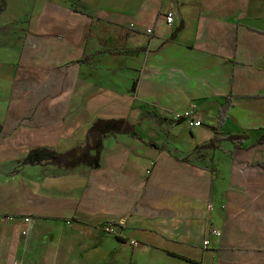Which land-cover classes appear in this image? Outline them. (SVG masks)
<instances>
[{
	"label": "crops",
	"instance_id": "1",
	"mask_svg": "<svg viewBox=\"0 0 264 264\" xmlns=\"http://www.w3.org/2000/svg\"><path fill=\"white\" fill-rule=\"evenodd\" d=\"M5 2L29 21L0 66V264H264V0ZM97 117L140 137H105L98 168L19 164Z\"/></svg>",
	"mask_w": 264,
	"mask_h": 264
},
{
	"label": "trees",
	"instance_id": "2",
	"mask_svg": "<svg viewBox=\"0 0 264 264\" xmlns=\"http://www.w3.org/2000/svg\"><path fill=\"white\" fill-rule=\"evenodd\" d=\"M6 6L5 0H0V11ZM76 11H78L76 9ZM233 104L229 98L220 107L219 117H225L228 109ZM136 126L126 118H100L97 117L92 122L87 130V137L84 143L77 144L70 149L64 151H57L49 146H33L30 148L26 156L18 160L21 165H41L50 164L55 167L53 175H60L63 173H71L76 168L90 167L98 168L101 165L102 158V142L103 139L109 135L118 133H132L136 137H140L136 131ZM226 138L233 141L235 144L242 146L243 142L248 138L245 133H236L226 135ZM264 141V132L258 136L256 142ZM264 167V162L259 163ZM195 264H203L201 262H194Z\"/></svg>",
	"mask_w": 264,
	"mask_h": 264
},
{
	"label": "rangeland",
	"instance_id": "3",
	"mask_svg": "<svg viewBox=\"0 0 264 264\" xmlns=\"http://www.w3.org/2000/svg\"><path fill=\"white\" fill-rule=\"evenodd\" d=\"M11 6H15L14 0H10ZM29 19L21 18L14 21L13 25H3L0 22V66L8 69L11 59L15 58L20 44L25 39L24 30L28 28ZM187 134L188 131H186Z\"/></svg>",
	"mask_w": 264,
	"mask_h": 264
},
{
	"label": "built area",
	"instance_id": "4",
	"mask_svg": "<svg viewBox=\"0 0 264 264\" xmlns=\"http://www.w3.org/2000/svg\"><path fill=\"white\" fill-rule=\"evenodd\" d=\"M173 16L174 13L172 11L167 12V14L165 15V20L167 22V24H171L173 21ZM152 31L151 28H147L145 32L150 33ZM194 106H191L189 109L185 110L184 112H180L175 114V119L176 120H180L185 122L189 127H198L202 125L201 120L197 119L194 116ZM29 218H25V220H28ZM213 234L218 235L220 234L219 231L213 230L212 231ZM208 240L203 241V244L205 245L207 243Z\"/></svg>",
	"mask_w": 264,
	"mask_h": 264
}]
</instances>
